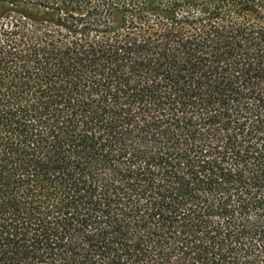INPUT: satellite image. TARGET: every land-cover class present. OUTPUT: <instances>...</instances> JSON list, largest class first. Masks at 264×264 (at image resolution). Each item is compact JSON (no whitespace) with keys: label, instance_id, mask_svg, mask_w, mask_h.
<instances>
[{"label":"trees","instance_id":"obj_1","mask_svg":"<svg viewBox=\"0 0 264 264\" xmlns=\"http://www.w3.org/2000/svg\"><path fill=\"white\" fill-rule=\"evenodd\" d=\"M0 264H264V0H0Z\"/></svg>","mask_w":264,"mask_h":264}]
</instances>
